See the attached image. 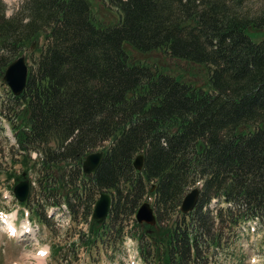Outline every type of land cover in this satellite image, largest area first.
<instances>
[{"label": "trees", "instance_id": "16d2710c", "mask_svg": "<svg viewBox=\"0 0 264 264\" xmlns=\"http://www.w3.org/2000/svg\"><path fill=\"white\" fill-rule=\"evenodd\" d=\"M100 1L115 21L93 16L90 0H25L8 18L0 0V78L43 38L24 89L4 102L16 140L7 156L22 171L0 163V174L15 184L39 164L32 212L46 224L48 204L64 200L77 222L109 193L107 218L79 231L89 250H115L130 223L144 264H217L233 254L241 225L264 222V0L254 14L247 0ZM127 48L200 65L209 89L134 60ZM33 150L40 159L30 160ZM97 150L98 167L82 173ZM190 187L199 188L197 201L182 213ZM149 196L156 223H137Z\"/></svg>", "mask_w": 264, "mask_h": 264}, {"label": "rangeland", "instance_id": "374dc122", "mask_svg": "<svg viewBox=\"0 0 264 264\" xmlns=\"http://www.w3.org/2000/svg\"><path fill=\"white\" fill-rule=\"evenodd\" d=\"M24 1L1 0L4 6L3 11L5 17L9 18L18 12ZM261 2V0H247L245 8L249 14H254L258 11ZM105 6L107 7L100 0H90L93 16H96L103 23L115 21L116 12H114V9L106 8ZM248 30L250 33H253L252 36L256 39L261 36V33H264L256 34V31H253V29ZM42 41L43 38L40 37L37 46L35 43L32 49L27 47L14 59L23 54L25 55L26 63L30 64V59L38 55L39 45ZM127 49L134 60L144 62L153 68L156 67L160 70L180 75L184 80L190 81L196 86H204L206 89H209L206 85V70L200 65L172 59L162 50L141 53L131 48ZM10 98L11 94L8 87L0 78V149L4 155V157H0V163H2L1 168H3V171L7 173L12 171L14 174H18L19 165H11L9 157L7 156V146L11 143L13 137L10 136V125L6 121L7 117L4 116V113H7V107L4 102ZM33 152L35 150L31 151V153ZM32 155L34 156L36 154ZM36 156H38V152ZM61 167H56V170L53 171L55 175L60 174L62 171ZM30 177L34 181L32 174ZM12 180L7 179L3 173L0 174V212L15 213L18 224L25 219V215L21 207L14 202V199L9 193ZM37 195L38 185L36 182L31 193V200L33 202H35ZM148 201L151 202V196ZM30 215L35 220L33 213H30ZM87 221V227L86 224L84 226L81 224L82 220L80 218L77 222L73 221L69 226L66 225L63 227L65 222L63 215L58 214L56 218L48 219L47 224L38 222L40 229L35 234L29 233L20 238L9 237L6 232L0 230V264H14V262L16 264H142L136 248L137 241L130 235V233L136 234V230L129 229L130 223L125 228L127 232L125 239L118 245V250L112 254L111 251L105 253L99 247H93L90 250L84 247V244L78 237L79 231H82V229L86 230L89 227L92 222V217L89 216ZM246 226L239 227L241 234L236 239L234 236L230 238V241L233 242V247H231L233 254L230 257L220 255L217 264H264V222H258L253 231ZM42 248L46 250L47 255L38 257L36 251Z\"/></svg>", "mask_w": 264, "mask_h": 264}, {"label": "water", "instance_id": "95a60500", "mask_svg": "<svg viewBox=\"0 0 264 264\" xmlns=\"http://www.w3.org/2000/svg\"><path fill=\"white\" fill-rule=\"evenodd\" d=\"M34 46V42L31 48ZM27 78V66L24 61V55H21L11 61L5 68L2 79L5 84L10 88L14 95H18L25 87ZM103 156V151H95L87 154L82 161L81 170L83 173H92L98 167L101 158ZM134 169L141 170L143 166V156L138 155L133 161ZM28 181L21 180L18 182L14 188L13 193L19 201H24L28 195ZM199 190L198 188H192L188 191L180 204V211L183 213L191 211L196 204ZM110 205V195L106 192L100 193L98 199L95 202L92 217L97 220V222H102L107 213ZM135 219L137 222H145L148 224H153L155 222V214L152 207L147 201H144L136 211Z\"/></svg>", "mask_w": 264, "mask_h": 264}, {"label": "bare ground", "instance_id": "6f19581e", "mask_svg": "<svg viewBox=\"0 0 264 264\" xmlns=\"http://www.w3.org/2000/svg\"><path fill=\"white\" fill-rule=\"evenodd\" d=\"M9 217H11V218H13L14 217V214L12 215H10ZM5 221L7 222V223H9L10 225H12V222H11V220H9V218H6L5 219ZM23 227H24V230H29V228H28V225H27V223L26 222H23ZM23 229V228H22ZM22 229H21V232H22ZM19 232H20V230H19Z\"/></svg>", "mask_w": 264, "mask_h": 264}]
</instances>
